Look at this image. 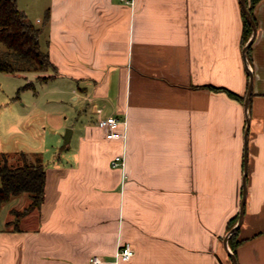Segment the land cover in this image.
<instances>
[{"label": "crops", "instance_id": "0c3cea01", "mask_svg": "<svg viewBox=\"0 0 264 264\" xmlns=\"http://www.w3.org/2000/svg\"><path fill=\"white\" fill-rule=\"evenodd\" d=\"M243 12L242 0H52L49 80L80 104L42 158V205L0 219V264H235L231 252L264 264V0L246 57ZM110 115L127 120L126 142L98 126ZM1 125L0 154H12ZM124 151L125 166L112 165ZM126 243L135 254L117 262Z\"/></svg>", "mask_w": 264, "mask_h": 264}, {"label": "rangeland", "instance_id": "374dc122", "mask_svg": "<svg viewBox=\"0 0 264 264\" xmlns=\"http://www.w3.org/2000/svg\"><path fill=\"white\" fill-rule=\"evenodd\" d=\"M51 3L52 0H18L19 7L27 13L33 23L43 28L40 39L44 50L48 49L50 25L47 9ZM3 48L5 46L0 41V49ZM35 73L32 71L14 75L0 71V124L2 120L1 128L3 127L5 134L2 143L5 149L14 151L12 154L25 151L37 159V153L46 161L63 146L65 123L73 118L70 108L80 103L71 98L64 79L49 80L41 85L37 82ZM30 81L36 82L37 89H26L18 93L19 88ZM0 132L2 133V129ZM15 197L19 199V196H14L4 205L0 219L10 205L23 211L31 202L28 193L22 195L18 204L14 203L17 200ZM12 217L14 224H18L21 218L16 220L14 214Z\"/></svg>", "mask_w": 264, "mask_h": 264}, {"label": "trees", "instance_id": "16d2710c", "mask_svg": "<svg viewBox=\"0 0 264 264\" xmlns=\"http://www.w3.org/2000/svg\"><path fill=\"white\" fill-rule=\"evenodd\" d=\"M259 0H247L251 14L254 16V7ZM244 16V44L251 34L252 26L245 12ZM43 28L36 26L27 13L18 5V0H0V41L5 48L0 49V71L15 75L28 72H38V81L47 82L58 73L50 52L44 50L41 43ZM250 49V48H249ZM248 49V53L250 50ZM53 71V73H49ZM33 82L22 85L18 93L26 89H34ZM216 91H225L231 97L244 101L245 96L221 86H213ZM19 96V95H18ZM37 159L29 152L21 151L14 154L2 153L0 158V208L14 196L28 193L31 202L23 211L16 208L12 213L16 220L28 214L34 208L42 205L45 199L47 171L40 154ZM239 218L237 214L231 221L233 227ZM14 220L9 221L11 225ZM235 232L231 237V247L236 252L240 241H235Z\"/></svg>", "mask_w": 264, "mask_h": 264}, {"label": "built area", "instance_id": "2783aa9c", "mask_svg": "<svg viewBox=\"0 0 264 264\" xmlns=\"http://www.w3.org/2000/svg\"><path fill=\"white\" fill-rule=\"evenodd\" d=\"M127 4H133L134 0H123ZM100 111V109L98 110ZM98 126L104 130L106 137L109 139H120L124 142L127 140V120L117 115L101 116L98 119ZM126 154H116L112 160L114 166H125ZM135 254V250L130 243H126L120 247L116 257L117 262L120 260H130ZM90 261L94 264H101L103 259L100 256H92Z\"/></svg>", "mask_w": 264, "mask_h": 264}, {"label": "water", "instance_id": "95a60500", "mask_svg": "<svg viewBox=\"0 0 264 264\" xmlns=\"http://www.w3.org/2000/svg\"><path fill=\"white\" fill-rule=\"evenodd\" d=\"M242 3H243V6H244V9H245V12H246V15L253 27V33H252V36L251 38L249 39V41L246 43L245 47H244V55L245 57L247 56V51L252 43V41L254 40V38L256 37L257 35V32H258V29H257V25H256V22L249 10V7H248V4L246 2V0H242ZM252 85H253V74L251 73V77H250V85H249V90H248V94H247V99H246V107L248 109V103H249V98L251 96V91H252ZM249 124H250V120L248 118V123H247V136H246V140H247V137H248V131H249ZM69 133H70V129L67 131V134L65 136V139H69ZM245 198H246V174H245V178H244V195H243V200H242V204H241V209H240V217H239V220L237 222V224L232 228V230L230 231V234H233L235 233V231L237 230L238 226L240 225V223L242 222V219L244 217V213H245ZM229 237V236H228ZM228 237H227V240H228ZM231 256L232 258L234 259L235 261V264H238L237 262V259H236V256L233 252H231Z\"/></svg>", "mask_w": 264, "mask_h": 264}]
</instances>
